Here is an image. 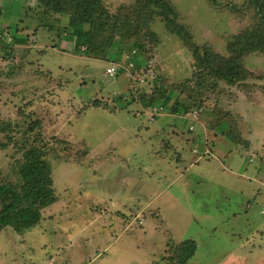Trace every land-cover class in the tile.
<instances>
[{
  "label": "rangeland",
  "instance_id": "1",
  "mask_svg": "<svg viewBox=\"0 0 264 264\" xmlns=\"http://www.w3.org/2000/svg\"><path fill=\"white\" fill-rule=\"evenodd\" d=\"M168 1L201 55L234 57L243 33L264 27L258 0ZM103 2L122 30L79 48L69 15L0 0V29L23 40L0 45V180L19 187L34 144L54 180L56 201L32 239L59 243L66 264H179L175 246L186 240L197 244L188 264H264V48L242 56L251 75L229 84L161 16L147 22L141 0ZM112 63L124 68L115 78ZM149 158L160 178L145 171ZM8 247L0 264L56 251Z\"/></svg>",
  "mask_w": 264,
  "mask_h": 264
},
{
  "label": "trees",
  "instance_id": "2",
  "mask_svg": "<svg viewBox=\"0 0 264 264\" xmlns=\"http://www.w3.org/2000/svg\"><path fill=\"white\" fill-rule=\"evenodd\" d=\"M41 7L49 11L70 16V27L76 32L79 39L77 47L81 48L84 43H96L98 36H104L107 33L115 34L122 30L121 21L109 12L104 5L103 0H37ZM145 5V11L148 13L145 20L150 22L152 15L161 16L168 29L187 41L193 54L197 59H203L204 70L213 77L224 80L229 84H238L246 80L251 73L243 66L241 58L244 54L254 50L264 48V27H257L253 31H246L240 38V45H233L235 56L225 58L210 49L202 48L204 54L201 55L199 46L193 44L191 36L186 27L179 21V13L174 5L168 0H141ZM257 5L263 11L264 3L258 0ZM2 9L0 10V16ZM149 14L151 16H149ZM146 22V23H147ZM89 26L88 32L82 33L76 28L78 26ZM143 27L141 26V29ZM148 29L147 33L151 34ZM14 43H8L3 32L0 33V45L6 51L12 50L15 43L21 44L23 40L16 39ZM112 43V42H111ZM113 45V44H112ZM138 45V44H136ZM142 45H138L133 51H136L135 58L139 57L142 51ZM236 50L238 52H236ZM12 53V51L10 52ZM137 56V57H136ZM138 66V65H137ZM137 66L134 72L137 73ZM140 66V65H139ZM196 111V109H194ZM194 110L190 114H193ZM35 123L38 124L36 121ZM28 131L33 132V126H29ZM23 158L19 164L18 173L21 183L7 184L0 180V233L7 227L13 228L18 233H25L39 224L42 219L41 209L56 201L55 190L53 188L52 169L46 160V151L43 147L36 144L24 150ZM179 254V264H188L195 255L197 244L194 240H186L175 246Z\"/></svg>",
  "mask_w": 264,
  "mask_h": 264
},
{
  "label": "crops",
  "instance_id": "3",
  "mask_svg": "<svg viewBox=\"0 0 264 264\" xmlns=\"http://www.w3.org/2000/svg\"><path fill=\"white\" fill-rule=\"evenodd\" d=\"M162 160L167 162V165H168L169 168H171V166H173L167 159H162ZM153 161H155L156 163L158 162V160H155L153 158H149L148 160L142 161V162L145 165V171L147 173H149L148 170H150L151 174L155 175L154 173L158 172V170H157V168H153L155 166V164H156V163L154 164ZM160 175H162V174H159L157 176L155 175V176H156V178H160ZM148 179L151 180V178H148ZM39 225H41V224H39ZM32 233H34V232H32V230H30V231H26L25 233L21 234V233L15 232L11 228H5L0 233V237H2L5 234H8V236L6 238H3V241L0 240V243L1 244H5L3 246L5 250L10 248L8 246L13 247V249L14 248H22L23 247L25 249H28L30 252H31L32 249H34L33 251H35V249L40 248L42 250V256L45 254L44 251H47L49 249V247L56 248V251H54V252L51 251L52 254L47 252L44 255V257L40 258L39 260L36 259V258L33 259V257H35V256H31L30 260H28V259L22 260L21 259L22 260V264H66L67 263L68 259L65 257L66 256V253L64 252L65 250H63V248L60 247L61 245L59 243L57 244V246H55L53 244V242L48 241V240L44 239L43 237H41V238L38 237V241H40L39 243L37 241L34 242V240L32 239V237H33ZM81 238L84 239L82 236H81ZM85 239H86V242H87L88 239L87 238H85ZM71 240H73V239H71ZM75 240L77 242H79V238L77 236L75 237ZM7 244H8V246H7ZM18 246H20V247H18ZM4 249L0 253V261L5 260V258H4L5 257V251H4ZM9 262L11 264H20V263H17V259L14 258V257H12V259L10 261L5 262V264H9Z\"/></svg>",
  "mask_w": 264,
  "mask_h": 264
},
{
  "label": "built area",
  "instance_id": "4",
  "mask_svg": "<svg viewBox=\"0 0 264 264\" xmlns=\"http://www.w3.org/2000/svg\"><path fill=\"white\" fill-rule=\"evenodd\" d=\"M1 9H3V6L0 4V10H1ZM7 30H8V28H7V29H0V31L3 32L4 34L7 33ZM1 32H0V33H1ZM10 41H12V40H11V39L7 40L8 43H9ZM30 43H31L32 45H35V44L37 43L36 38H35V37H31V39H30ZM132 54H133V55H129V56H127V60H128L129 62H128V66H126V69H127L129 72H131L132 68L134 67V63H133L134 61H132V58L135 57L136 51H133ZM123 69H124V68H122V70H121V67H119L116 63H115V64L112 63V64L107 68V70H106V75H107L108 77H110V78H115V77H117V76L119 75L120 72H123ZM159 110H162V108L159 109ZM159 110H158V109L155 110V113L153 114V118H154V116H155L156 114L159 113ZM192 116L196 119V118L198 117V111H197V112H194V113L192 114ZM190 129L192 130L193 127H191Z\"/></svg>",
  "mask_w": 264,
  "mask_h": 264
}]
</instances>
